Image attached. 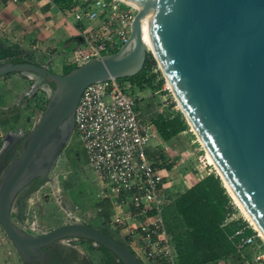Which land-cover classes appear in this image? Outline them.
<instances>
[{"label": "water", "instance_id": "water-1", "mask_svg": "<svg viewBox=\"0 0 264 264\" xmlns=\"http://www.w3.org/2000/svg\"><path fill=\"white\" fill-rule=\"evenodd\" d=\"M126 1L136 12L116 51L91 57L65 73L26 59L0 60V78L32 73L49 87L37 123L0 152L6 161L12 143L20 140L0 174V225L25 264L42 260L46 247L71 238L100 245L122 264H141L126 245L95 226L72 219L33 235L11 214L17 202L23 208L34 181L49 179L73 134L75 108L86 86L141 71L148 53L143 16L154 57L186 122L212 156L222 183H228L264 233V0Z\"/></svg>", "mask_w": 264, "mask_h": 264}, {"label": "built area", "instance_id": "built-area-1", "mask_svg": "<svg viewBox=\"0 0 264 264\" xmlns=\"http://www.w3.org/2000/svg\"><path fill=\"white\" fill-rule=\"evenodd\" d=\"M67 9L78 24V63L116 51L126 40L136 12L124 0H74ZM133 88L129 80L115 77L86 86L75 108L73 133L104 188L120 197L114 202L111 229L123 231V242L141 264H176V250L164 218L165 207L174 197L162 173L164 159L150 150L155 136L153 121L158 115H173L169 109L156 106L143 111L140 102L144 98H139ZM205 159V153L198 157L203 167L209 165ZM128 204L133 212L123 208ZM242 229L234 234L242 233ZM255 236L254 230L245 233L236 243L237 249L250 246Z\"/></svg>", "mask_w": 264, "mask_h": 264}, {"label": "rangeland", "instance_id": "rangeland-1", "mask_svg": "<svg viewBox=\"0 0 264 264\" xmlns=\"http://www.w3.org/2000/svg\"><path fill=\"white\" fill-rule=\"evenodd\" d=\"M148 53L154 59L155 66L145 69L143 75L144 78L152 76L153 78L148 82H143L141 87L134 85L133 91L136 92L144 88L152 90L153 88H158L159 92L164 95L165 100L163 101L168 107H163L162 102H149L152 103V107L169 109L171 113L180 112L183 115L178 102L172 94L173 92L167 86V81L164 79L153 51L148 48ZM18 76L25 81V87L24 82H22V87L17 79L10 83L9 87L4 82H0V148L10 132H26L32 129L37 123L46 103L45 90L41 88L32 90V79L21 73ZM160 78L163 79V82L158 84ZM24 93H27V95ZM20 99L21 101L18 102ZM169 141L166 144L167 148L162 149V152L159 149H152V151L154 153L160 151L163 154L164 165L171 164L173 166L172 177L176 179L186 178L188 181L189 173L191 175L196 173L194 177L197 179L208 175V171L220 177L213 164L209 163L207 167H203L198 160L200 155H204L205 150L188 123L184 131L179 132ZM14 146L15 144L11 146L12 150L5 154L6 161L16 152V147ZM96 176V173L88 163L78 136L73 133L52 167L49 179L40 183L34 189L28 190L26 205L20 213L13 209L12 219L22 229L33 235H39L54 227L69 223L74 219L72 216L99 229L109 228V224L101 221L103 210L99 209L101 198L95 194L97 189ZM230 198L233 211L227 216L226 221L241 218L248 223L252 231H256L258 236H255L253 243L243 252L242 255H245L244 257L242 255L230 256L225 258L228 261H226V264H262L259 261L264 259V238L250 224L231 195ZM108 232L123 241L120 235H117V231L111 229V227ZM63 243L61 245L56 242L55 246L65 251L64 264H118L111 252L98 244H93L92 241L71 238ZM258 255L260 256L259 258ZM0 264H25L1 225Z\"/></svg>", "mask_w": 264, "mask_h": 264}, {"label": "crops", "instance_id": "crops-1", "mask_svg": "<svg viewBox=\"0 0 264 264\" xmlns=\"http://www.w3.org/2000/svg\"><path fill=\"white\" fill-rule=\"evenodd\" d=\"M68 7L69 5L57 4L55 0H0V48H9L14 53L27 57L36 64L45 65L56 73H65L67 68L80 64L75 61L80 45L78 24L72 19ZM18 75L19 73L8 74L0 78V82H4L9 87L10 83L17 79L20 81V86L23 87L22 82H24L25 87V81ZM136 93L139 98H144L140 103L145 112H149L150 104L152 106L149 102H162L163 107H168L163 101L164 95L158 88L153 90L144 88L137 90ZM152 132L155 136L150 150L159 149L162 152V149L167 148L166 144L171 138L164 140L160 137L154 124ZM160 151H157V154L163 155ZM163 167L165 184L173 197L205 176L196 179L195 174L189 173L188 181L186 178L176 179L172 177L171 164ZM95 178L97 184L95 194L101 198L99 209L103 210L101 221L109 224L115 207L114 202L119 201L120 197L117 196L116 191L105 189L98 176ZM123 208H128L130 212L134 211L129 204L124 205ZM116 233L121 238L124 235L123 231ZM226 261L227 259H222L217 264H226Z\"/></svg>", "mask_w": 264, "mask_h": 264}, {"label": "trees", "instance_id": "trees-1", "mask_svg": "<svg viewBox=\"0 0 264 264\" xmlns=\"http://www.w3.org/2000/svg\"><path fill=\"white\" fill-rule=\"evenodd\" d=\"M73 1L55 0L59 5H70ZM4 58L29 60L9 48H0V60ZM75 66L67 68L65 72ZM153 66H155V61L147 53L141 71L123 79L141 87L143 82H148L153 78V76L144 78L143 71ZM162 82L163 79L160 78L158 84ZM154 125L164 140L172 138L187 128V123L180 112H175L170 118L159 116L154 120ZM160 156L163 158L162 155ZM39 184L37 180L34 181L29 191ZM232 211L230 195L221 178L213 172L176 195L164 210L166 227L172 236L176 250V264H216L219 260L230 256H241L249 246L238 250L236 243L252 229L241 218L226 221ZM109 228L101 230L124 244L121 239L108 232ZM239 228H243L242 233L235 235L234 232ZM244 256L242 255V257ZM259 262L264 264V259ZM118 264L122 263L119 261Z\"/></svg>", "mask_w": 264, "mask_h": 264}, {"label": "bare ground", "instance_id": "bare-ground-1", "mask_svg": "<svg viewBox=\"0 0 264 264\" xmlns=\"http://www.w3.org/2000/svg\"><path fill=\"white\" fill-rule=\"evenodd\" d=\"M125 2L129 3L128 1L124 0ZM131 4V3H129ZM133 5V4H131ZM134 6V5H133ZM135 7V6H134ZM142 36H143V40L146 43L147 47L149 49H151L152 51H154L155 53V49H154V45L152 44V40H151V36H150V30H149V25L147 23V20L145 19V16L142 17ZM25 75H27L29 78L32 79V90H36L37 88H41L45 91H49V87L43 83V81H41V79L39 77H37L36 75L32 74V73H25ZM167 81V86H169V88L171 89V91L173 92V95L176 99V101L178 102L181 110L183 111L181 104L178 100V98L176 97L175 92L173 91L172 87L170 86V83ZM189 125L191 126L192 130L194 131L195 135L198 137V139L200 140L199 136L197 135L195 129L193 128L192 124L189 123ZM21 133L20 132H10L6 138L3 141V144L0 148V152L3 153V148L4 146L7 147L10 143V141L14 138V137H18L20 136ZM201 144L203 145L202 141L200 140ZM204 150H205V156L206 159L208 161V163L213 164L214 167L217 169L218 173L220 174V171L218 170L217 165L215 164L212 156L210 155L209 151L205 148V146L203 145ZM7 165V162L3 160L1 154H0V174L3 172V170L5 169ZM223 183L224 186L226 187L227 191L229 192V194L231 195V197L235 200V202L237 203V205L240 207L242 213L244 214V216L249 220L250 224H252L254 226V228L257 230L258 234L260 236H262L264 238V233L262 232V230L260 229V227L256 224V222L254 221V219L251 217V215L248 213V211L245 209V207L241 204V202L238 200L237 196L235 195V193L233 192V190L231 189V187L228 185V183L223 179ZM27 199L23 201V207L26 205ZM16 205H18L16 207ZM16 205H14V208L18 213H20V209L22 208V204H18V202L16 203ZM23 209V208H22ZM23 213V212H22ZM75 220H78L75 216H72ZM68 240V239H63L61 240L60 243L61 245H63L64 241ZM69 246V245H68ZM77 248V247H76ZM75 251V250H74ZM80 256V255H79Z\"/></svg>", "mask_w": 264, "mask_h": 264}, {"label": "flooded vegetation", "instance_id": "flooded-vegetation-1", "mask_svg": "<svg viewBox=\"0 0 264 264\" xmlns=\"http://www.w3.org/2000/svg\"><path fill=\"white\" fill-rule=\"evenodd\" d=\"M19 143H20L19 139H17L16 141H14L12 143V145L15 144L14 147H16V152L12 155V157L10 159H12L16 155V153L18 152ZM10 150H12L11 147L9 148L8 151H10ZM8 151H7V153H8ZM65 255H66L65 251L63 249H60L58 246L46 247L43 259L42 260H35L33 263H30V264H64Z\"/></svg>", "mask_w": 264, "mask_h": 264}]
</instances>
